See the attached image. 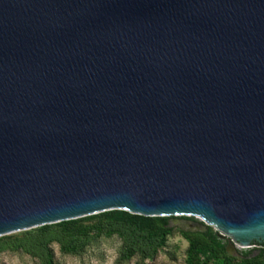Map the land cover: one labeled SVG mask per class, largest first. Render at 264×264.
Here are the masks:
<instances>
[{
    "label": "water",
    "instance_id": "95a60500",
    "mask_svg": "<svg viewBox=\"0 0 264 264\" xmlns=\"http://www.w3.org/2000/svg\"><path fill=\"white\" fill-rule=\"evenodd\" d=\"M109 210L264 244V0H0V236Z\"/></svg>",
    "mask_w": 264,
    "mask_h": 264
},
{
    "label": "rangeland",
    "instance_id": "374dc122",
    "mask_svg": "<svg viewBox=\"0 0 264 264\" xmlns=\"http://www.w3.org/2000/svg\"><path fill=\"white\" fill-rule=\"evenodd\" d=\"M168 222L172 227L171 232L165 236L163 244L147 257H142L140 254L121 257L120 237L109 225L107 217L97 215L82 222L89 227L81 236L84 242L82 248L75 253L59 251L60 232L57 222L45 224L43 228L41 225L0 236V264H43V256L37 245L40 240L55 264H186L187 242L180 235L179 230L207 229L215 232L224 243L226 253L232 257L239 258L244 252H249V255L259 252L258 243H252L244 248H236L234 244L229 245L231 242L227 237L219 236L212 227L194 217L169 216Z\"/></svg>",
    "mask_w": 264,
    "mask_h": 264
},
{
    "label": "trees",
    "instance_id": "16d2710c",
    "mask_svg": "<svg viewBox=\"0 0 264 264\" xmlns=\"http://www.w3.org/2000/svg\"><path fill=\"white\" fill-rule=\"evenodd\" d=\"M97 215L107 217L109 225L120 237V256L124 258L134 254L142 257L152 255L172 230L166 216H142L122 210H109ZM97 215L57 222L60 232L59 251L75 253L80 250L84 244L81 236L89 227L82 222ZM179 233L187 242L186 264H264V244H259L257 254L249 255V252H244L241 257L236 258L226 253L224 243L213 231L179 230ZM37 245L43 256V264H55L44 243L40 240Z\"/></svg>",
    "mask_w": 264,
    "mask_h": 264
},
{
    "label": "flooded vegetation",
    "instance_id": "af4514ba",
    "mask_svg": "<svg viewBox=\"0 0 264 264\" xmlns=\"http://www.w3.org/2000/svg\"><path fill=\"white\" fill-rule=\"evenodd\" d=\"M258 244H261V243H258Z\"/></svg>",
    "mask_w": 264,
    "mask_h": 264
}]
</instances>
